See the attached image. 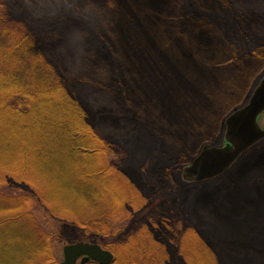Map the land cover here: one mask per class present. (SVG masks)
I'll return each mask as SVG.
<instances>
[{
	"label": "trees",
	"instance_id": "1",
	"mask_svg": "<svg viewBox=\"0 0 264 264\" xmlns=\"http://www.w3.org/2000/svg\"><path fill=\"white\" fill-rule=\"evenodd\" d=\"M95 4L107 7L102 17H109V23L86 10ZM54 5L64 12L55 10L46 16L36 14L27 0H0V114L8 116L18 134L35 140L33 150L47 157V147L50 156L60 160L67 155L78 166L70 182L79 188L76 201L81 203V214L55 210L41 199L32 180L0 179V201L6 202H0L1 212L10 214L19 208L32 222L40 239L37 254L42 264H59L53 244L64 239L100 245L114 255L110 264H174L171 240L181 238L182 243L191 242L194 254L183 252L179 264H205L207 257L214 264H264V145L244 153L234 172L225 173L215 190L204 187L193 194L187 214L191 221L184 232L172 229L169 217L160 215L148 219L134 234L124 235V224L151 205L150 187L132 165L110 161L117 141L102 137L103 131L115 127L117 120L134 122L137 134L149 142L146 151L153 152L150 177L163 185H174L172 169L188 165L195 153L188 152L183 138L157 133L151 123L127 107L122 70L111 52L121 12L118 0H59ZM178 17L179 33L192 31V54L202 60L209 75H214L221 60L220 43L231 65H244L250 59L263 69L264 0H186ZM73 24L85 31L81 42L88 63L75 71L76 62L64 44V34ZM262 69L256 76H261ZM204 71L195 65V73L204 75ZM192 78L194 88L198 87ZM243 78L249 82V72ZM207 86L213 90L214 81L208 80ZM199 98L206 104L209 97L202 92ZM242 105L243 100H238L225 114ZM10 186L16 191L10 192ZM223 190L228 199L236 198L228 210L219 202L218 193ZM41 205L57 218L55 231L36 222L32 212ZM165 248L171 263L158 258L164 256Z\"/></svg>",
	"mask_w": 264,
	"mask_h": 264
},
{
	"label": "rangeland",
	"instance_id": "2",
	"mask_svg": "<svg viewBox=\"0 0 264 264\" xmlns=\"http://www.w3.org/2000/svg\"><path fill=\"white\" fill-rule=\"evenodd\" d=\"M58 1L27 0L36 14L46 16L55 10L64 12L61 8L56 9V5L52 6ZM178 1L179 5L172 6L173 0H118L121 12L114 27L115 39L113 44L111 43V52L122 70L121 79L124 82V89L127 90L126 96L129 98L127 107L131 108V114L147 120L157 133L177 134L185 140L188 152L195 153L196 156L204 145H221L224 120L230 114H225L227 109L238 100H243V104L247 101L264 75V67L262 69V64L250 59H247L244 65H231L224 56V44L219 42L221 60L215 65L213 76L205 72L202 60L193 56L191 51L194 44L192 31L184 33L178 31L181 25V21L177 20L178 14L186 4V0ZM187 6H190L189 1ZM86 10L98 14L103 23H109V17L106 20L102 17L104 11L108 10L107 7H99L95 4L93 8L86 7ZM84 33L81 25L73 24L64 34L65 49L71 52L70 57L77 66L73 67V71L88 64L85 59L86 49L81 42V34ZM114 34L111 31L110 39H113ZM195 65L201 67L204 75L194 72ZM244 67L246 70H243ZM261 69V76H256ZM246 72H249L251 77L247 83L243 78ZM192 76L198 83L196 88ZM208 80L214 81L213 90L208 86L205 87ZM202 82L203 85L200 86ZM192 90H194L192 98L189 99ZM202 92L209 97L205 100L206 104H201L199 97ZM117 121L115 127L103 131L102 134L104 138L112 136L110 138L117 141L116 151L109 155V159L120 166L132 165L150 187L151 201V205L146 210L124 224L126 225L124 235L134 234L148 219H156L155 217L160 215L169 217L172 229L184 232L186 224L191 221L187 214L192 207L193 194L204 187L215 190L219 179H223L225 173L211 181L186 183L181 178V170L184 166H177L172 169L174 185L158 183L149 173L148 164L153 154L145 149L149 142L144 140V136L137 134L135 123L130 119ZM259 123L261 126L264 125V114L260 116ZM25 136L13 129L7 115L0 114V179L16 176L19 180H32L38 187L41 199L55 210L74 215L76 211L81 214L79 208L81 203L76 201L79 200L77 199V195H80L79 188H73L70 182L71 176L75 175L72 172L76 167L78 168L77 162L67 155H61L60 160H57L50 156L52 151L47 147V157L41 155L39 151L32 149L35 140ZM257 145H264V141L254 147ZM244 155L226 173L234 172ZM50 161L52 163L48 164ZM10 187L12 188L10 192L16 191L14 186ZM72 190L75 194L71 193ZM223 191L218 193L219 202L222 209L228 210L232 203H235L236 198L231 196V202L226 197V191ZM0 202L6 205V202ZM3 210L0 209V264H42L37 254L40 239L31 226L32 222L20 214L22 211L19 208L10 214L1 212ZM32 213L43 229L56 230L57 218L51 216L45 206L41 205ZM124 235L122 238L126 237ZM181 239H176L175 242L170 239L175 250L174 264H179L178 256L181 257L183 252L194 254L191 242L182 243ZM72 243L76 242L64 239L53 244V252L57 255L59 263L62 259V246ZM166 252L168 250L165 248L162 253L164 256L158 258L163 262L168 260L171 263V254L166 255ZM205 261V264H214L212 258L208 261L207 257ZM199 264H204V261Z\"/></svg>",
	"mask_w": 264,
	"mask_h": 264
},
{
	"label": "water",
	"instance_id": "3",
	"mask_svg": "<svg viewBox=\"0 0 264 264\" xmlns=\"http://www.w3.org/2000/svg\"><path fill=\"white\" fill-rule=\"evenodd\" d=\"M264 75L250 93L247 101L232 111L224 120V132L220 146L204 145L201 151L181 170L186 183H202L214 180L229 171L239 158L256 144L264 141ZM113 254L96 243L76 242L62 246L59 264H110Z\"/></svg>",
	"mask_w": 264,
	"mask_h": 264
},
{
	"label": "bare ground",
	"instance_id": "4",
	"mask_svg": "<svg viewBox=\"0 0 264 264\" xmlns=\"http://www.w3.org/2000/svg\"><path fill=\"white\" fill-rule=\"evenodd\" d=\"M114 256V255H113Z\"/></svg>",
	"mask_w": 264,
	"mask_h": 264
}]
</instances>
